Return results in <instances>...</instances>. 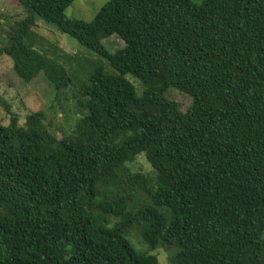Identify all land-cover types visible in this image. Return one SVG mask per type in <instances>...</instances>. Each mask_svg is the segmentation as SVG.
<instances>
[{"label":"trees","instance_id":"obj_1","mask_svg":"<svg viewBox=\"0 0 264 264\" xmlns=\"http://www.w3.org/2000/svg\"><path fill=\"white\" fill-rule=\"evenodd\" d=\"M13 1L26 17L0 58L56 96L77 89L80 115L58 140L0 95V264H159L158 249L170 264H264V0H111L89 23L66 17L76 0ZM40 20L99 60L78 73L42 53ZM113 36L125 46L110 53ZM140 155L154 179L128 169ZM137 191L148 202L133 208Z\"/></svg>","mask_w":264,"mask_h":264},{"label":"rangeland","instance_id":"obj_2","mask_svg":"<svg viewBox=\"0 0 264 264\" xmlns=\"http://www.w3.org/2000/svg\"><path fill=\"white\" fill-rule=\"evenodd\" d=\"M111 0H76L70 6L65 15L70 19H78L84 22H91L98 12ZM193 3L200 5L204 0H191ZM26 17L25 12L13 0H0V45L3 44L4 35L10 27ZM37 40V47L42 53L53 60L62 64L67 69H75L80 72L91 66V63L98 61L99 58L86 50L73 38L61 33L54 25L47 24L40 20L34 29ZM104 46L110 53L122 49L125 43L118 36H113L103 41ZM68 55L71 59L66 58ZM108 68V63L103 60ZM110 70V69H109ZM79 75V74H78ZM126 78L136 87L138 96L142 95L141 83L131 75ZM77 89L71 88L66 94L56 96V91L49 84L43 75H39L31 83L27 84L20 80L14 72L13 62L7 56L0 58V95L11 105L13 113L19 119V125L23 126L29 115L42 112L43 125L47 131L52 133L58 140H64L73 134L75 123L79 118L80 111L75 95ZM167 97L180 104L182 111L186 112L192 104V100L185 94L172 88ZM0 121L4 125L10 122V116L4 107L0 105ZM131 173H140L149 179L155 178V173L145 158L140 155L136 160L128 165ZM133 208H139L140 205L148 202V198L142 191L133 193ZM129 240L139 252L148 250L142 242L139 233L132 230ZM158 258L159 264H170L169 254L158 249L152 252Z\"/></svg>","mask_w":264,"mask_h":264}]
</instances>
